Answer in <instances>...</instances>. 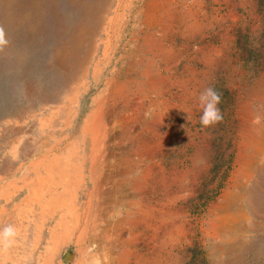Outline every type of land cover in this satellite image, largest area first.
<instances>
[{"label": "rangeland", "instance_id": "374dc122", "mask_svg": "<svg viewBox=\"0 0 264 264\" xmlns=\"http://www.w3.org/2000/svg\"><path fill=\"white\" fill-rule=\"evenodd\" d=\"M58 3L70 18L68 0ZM97 5L90 54L68 86L60 71L47 69L59 22L51 16L45 35L20 46L28 76L43 87L27 85L22 67L0 73V228L18 231L29 209L31 220L41 215L33 199L27 203L29 170L41 167L51 147L46 162L67 154L70 168L90 166L94 148L102 193L92 195L88 180L75 189L77 201L70 190L65 198L77 211H92L80 230L92 224L88 236L99 238L91 248L108 250L104 264H264V193L246 199L264 163V0ZM208 87L222 93L224 120L203 127L198 97ZM100 100L95 146L82 128ZM53 225L43 227L37 255L45 254ZM83 242L61 241L51 264L75 263ZM18 248L0 251V260L31 264L30 249Z\"/></svg>", "mask_w": 264, "mask_h": 264}, {"label": "bare ground", "instance_id": "6f19581e", "mask_svg": "<svg viewBox=\"0 0 264 264\" xmlns=\"http://www.w3.org/2000/svg\"><path fill=\"white\" fill-rule=\"evenodd\" d=\"M58 1L59 0H38V3L34 4V0H0V26L5 28L7 39L10 41L8 47H6L3 52H0V73L6 68L13 67V69L18 68L20 70L22 67L25 74L21 76L26 80L27 85L30 87L32 86L34 89L35 86L43 87V83L37 85L40 78L35 77L31 79L28 76V71L31 72V70L25 66L24 60L26 59L27 54L23 52L21 47L33 43V38L35 36L37 37L39 34L45 35L46 31H44V26L47 24V17L49 18V16H51L55 17L59 22L51 36L54 44V57L50 61L47 69L50 71L53 70L54 72L60 71V76H62L61 82L65 86H68L70 80H76L79 77V71L83 70L85 67V61L90 54V48L92 47V42L94 40L93 35L97 32L95 29L96 27L94 28L93 24L97 18V4L100 0H68V5H70L69 11L71 13L70 18L68 17L69 15L65 14V9L61 10L62 7L60 8L58 6ZM36 5H38V9H36ZM121 5L122 3L120 2L119 6ZM65 19H67V21H64ZM112 21L113 19H111V22ZM97 24L98 23H96V25ZM22 39H27V43H23L21 46ZM18 41L20 45L17 44ZM86 41L88 45H86ZM9 58H12L13 60L7 65L6 60ZM101 102L102 101L100 100L97 108L93 111L92 115L88 116L86 123L82 128L84 136H87L89 133L91 134L94 139L92 145L95 146L98 144L97 132L100 131L97 124V116L102 108ZM262 102L264 105V101ZM54 147H51L47 153L43 154V163L41 167L32 164L30 167L31 170H29V172L32 171L34 173V177L32 178L34 180H32L31 185H28L30 190L29 198L31 199H27V203H30V200L33 199L31 203L34 206L36 205L37 208H40L41 215L39 217H33L34 219L31 220L29 215L34 209L26 211V215H23V220L20 221L18 226V240H15L7 250H10L9 248L13 245L19 247L17 250L26 247L30 249V252L25 254L26 258L30 257L29 263L51 264L49 257L54 251L53 247H56L63 240L76 238L77 243L82 240L84 241L83 243H87V246L79 248V257L73 264H104L105 259L108 257V250L104 251V247H98L96 250L91 248L92 244L99 238V234L96 233L92 234L90 237L88 236L89 228L92 224H90L89 221H86L84 227H81L82 229L80 230L83 218L89 219L92 217V211H77L78 209L76 210L74 205L71 206L67 203L65 198L70 190L74 193L75 201H77L78 197H76L77 193L75 189L79 188L80 185L87 184L88 180L94 184L92 195H95L97 188L98 192L101 191L100 194L102 193L103 189L101 185L103 181H101L102 179L100 180L102 172L97 164L99 151H96L94 148L92 149L93 155L91 158L93 161L90 166H87L89 168L78 164H74L75 166L70 168L73 164L71 159L67 158V154L64 156L63 162L58 161V156L53 157L51 161L49 160L50 162H46L49 153L52 154L56 149V146ZM261 152L263 153V151ZM257 174L261 183L258 181V183L247 192L246 199H252L253 195L259 191L264 193V182L262 181L264 178V163L258 166ZM104 177L105 175L103 176V179ZM41 183H46L43 190L40 186L36 187L37 184ZM71 187L73 189H71ZM37 190L41 193V196H38L35 193ZM33 192L35 194H33ZM243 192L242 194L244 195L245 192ZM92 201V198L89 199L88 206H91ZM104 214L105 213H103V215ZM56 217H58V220L55 219ZM49 222H54V225L51 228H45V233L49 234V239L47 241L48 245L44 249L45 254H41L40 252L37 255L43 236H45L40 233L43 231V227H46ZM25 223H27V225H25ZM29 230H32V238H30L31 236L28 234ZM109 232L110 231H106L107 234H109ZM106 239H108V237H106ZM106 244L103 245L107 246ZM9 259L10 261H14L12 258H7V260ZM7 260H5V262H7Z\"/></svg>", "mask_w": 264, "mask_h": 264}, {"label": "clouds", "instance_id": "9594fccd", "mask_svg": "<svg viewBox=\"0 0 264 264\" xmlns=\"http://www.w3.org/2000/svg\"><path fill=\"white\" fill-rule=\"evenodd\" d=\"M10 44L7 39L6 30L3 26H0V52H3ZM199 107L202 109V115L200 117V123L203 127H210L221 123L224 120V114L220 108L222 103V93L216 90L214 87L206 88L198 97ZM18 231L14 225H7L0 228V251L10 247L16 237ZM0 264H4L3 260H0Z\"/></svg>", "mask_w": 264, "mask_h": 264}]
</instances>
